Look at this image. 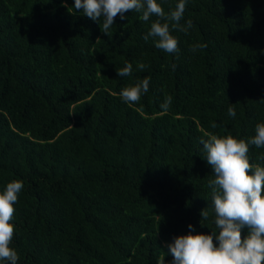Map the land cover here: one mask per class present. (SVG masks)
Segmentation results:
<instances>
[{
    "label": "trees",
    "instance_id": "1",
    "mask_svg": "<svg viewBox=\"0 0 264 264\" xmlns=\"http://www.w3.org/2000/svg\"><path fill=\"white\" fill-rule=\"evenodd\" d=\"M158 2L167 13L178 0ZM73 4L0 0V191L24 184L11 246L18 264H172L189 224L215 227L204 133L249 139L264 122V0H187L193 26L173 32V54L144 39L154 17L117 16L109 37ZM145 78L125 103L120 90Z\"/></svg>",
    "mask_w": 264,
    "mask_h": 264
},
{
    "label": "clouds",
    "instance_id": "2",
    "mask_svg": "<svg viewBox=\"0 0 264 264\" xmlns=\"http://www.w3.org/2000/svg\"><path fill=\"white\" fill-rule=\"evenodd\" d=\"M186 3L187 0H178L166 13L158 0H74L68 10L94 21L103 18L100 28L109 37L117 16L123 20L126 13L136 12L144 22L154 17L144 39L152 38L157 49L173 54L179 50L173 32L187 33L193 26L190 19L181 24ZM204 48L206 44L196 43L190 46V51L195 53ZM136 67L142 71L147 65L138 62ZM132 70V64L127 63L117 69V75L131 76ZM149 83L145 78L128 84L120 90V98L127 104L138 103L148 92ZM171 100L170 96L165 98L161 104L163 111H168ZM228 115L236 116L231 106ZM210 126L215 129L217 124ZM204 137L202 156L214 173L207 187L211 190L215 227L210 233H196L189 224L188 234L174 237L167 246L173 256L172 264H264V155L257 158L260 161L257 163L250 162L248 155L250 145L264 149V122L255 125V134L249 139L213 132H205ZM23 188L21 180H12L0 191V262L5 264H18L19 260L17 250L11 246L15 234L12 220L14 205ZM208 216V211L202 209L201 221ZM244 228L248 229L246 235H242ZM157 264H165L164 256L158 258Z\"/></svg>",
    "mask_w": 264,
    "mask_h": 264
}]
</instances>
